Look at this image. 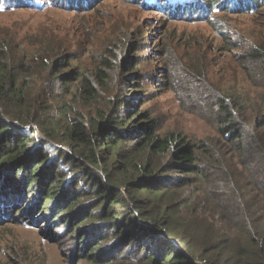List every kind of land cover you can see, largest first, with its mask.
Wrapping results in <instances>:
<instances>
[{
	"label": "trees",
	"instance_id": "1",
	"mask_svg": "<svg viewBox=\"0 0 264 264\" xmlns=\"http://www.w3.org/2000/svg\"><path fill=\"white\" fill-rule=\"evenodd\" d=\"M18 1L0 3L15 8ZM100 1L55 0L52 5L80 12L92 11ZM136 1L141 10L169 20L206 22L215 12L245 15L264 7V0ZM24 6L37 9L27 2ZM213 20L218 23V19ZM6 31H0V180L4 182L0 196L8 193L6 187H14L17 178L24 192L37 197L39 213L48 211L53 220L66 216L80 197L97 196L110 215L100 227L115 235L116 242L128 241L138 250L139 256H123L130 264H264V44L250 41L247 46L240 42L246 45L243 51L250 52L245 66L247 81L260 91L262 111L249 110L254 106L250 99L231 93L218 95L211 99L217 137L193 142L173 132L160 134L149 110L130 99L120 102V106L126 105L123 114H101L88 120L89 126L69 116V110H61L67 103L61 102V97H78L89 104L112 82L121 59L118 47H113L116 40L97 50L101 52L98 59L77 63L76 55L67 52L69 42L50 48L46 45L48 28L34 30L37 36L22 46L14 42V35L6 40ZM84 31L87 34V29ZM190 47L201 51L200 59L205 57V46ZM182 65L186 74L195 76L193 72L200 71L198 64L186 61ZM124 68L133 70L129 65ZM139 76L138 84L147 80L146 75ZM155 78L156 89L170 81ZM151 94L142 97L147 99ZM55 112L60 115L58 119L53 116ZM27 123L35 125L34 130H29ZM50 141L68 148L56 149L55 158L50 159L41 145ZM164 157L166 163L158 165L156 159ZM64 161L76 162L82 172L74 182L76 188L85 181L77 188L78 193L61 188L71 184L61 169ZM43 164L54 166L40 169ZM114 171L119 178H112ZM147 193L156 194V208L145 197ZM170 194L188 200L193 217L205 210L206 220L215 224L218 219L227 225V232L215 235L219 237L216 244L205 237H192L167 216L164 201L177 206L173 216L182 205L173 203ZM4 201L0 198V225L20 206L13 203L9 210ZM117 206L122 211H116ZM21 223L35 225L25 219ZM111 252L112 259L105 256L104 262L95 264L112 263L122 254L116 243Z\"/></svg>",
	"mask_w": 264,
	"mask_h": 264
},
{
	"label": "rangeland",
	"instance_id": "2",
	"mask_svg": "<svg viewBox=\"0 0 264 264\" xmlns=\"http://www.w3.org/2000/svg\"><path fill=\"white\" fill-rule=\"evenodd\" d=\"M7 1L8 4L13 3V0ZM54 1L19 0L13 5L17 6L15 8L0 3V31L7 30L9 34L6 40L9 35H14V42L22 46L35 38L34 35L37 36L34 30L39 27L48 28L50 35L46 39V45L50 48L69 42L67 52L76 55L77 63H82L85 59H98L101 52L97 50L104 48L109 40H116L113 47H118L120 63L114 69L116 72L112 75V82L99 93L96 100L85 104L78 97L59 99L67 102L61 110H69V116L83 120L86 126L88 120L100 117L101 114L109 117L112 114H123L126 105L120 106V102L130 99L143 110H149L159 126L160 134L173 132L187 140L199 142L205 138L217 137L215 104L211 103V99L218 95L231 93L241 99H250L254 106L249 110L262 111L260 91L251 87L247 81L245 66L250 52L243 51V48L250 41L264 44V7L258 8L257 13L245 15L215 12L208 23L184 19L169 20L153 11L141 10L136 0H101L92 11L80 12L56 7L52 5ZM25 2L37 9L25 8ZM213 18L218 19L219 24ZM222 26L225 27L221 29ZM84 29H87V34ZM242 41L246 45L240 43ZM193 45L205 46L206 49L202 50L205 54L203 59H200L201 51L190 47ZM86 46L89 52L85 53ZM186 61L200 66L198 73L193 72L195 76L186 74L187 70L182 65ZM127 65L133 70L127 71L124 68ZM120 74L124 78L119 77ZM139 75H146L147 80L138 84ZM157 76H162L164 81H170L156 89L153 82ZM126 80L130 81L129 85H126ZM145 93L152 94L146 99L142 97ZM143 101L146 103L141 105ZM53 116L58 119L60 115L55 112ZM26 126L29 130L35 128L30 123ZM41 145L50 159L55 158L56 149L68 148L64 144L51 141L46 146ZM156 160L159 161L158 165L164 164L167 157ZM62 165L66 180L71 179L73 185L66 184L63 187V184L61 188L69 193H78L77 188L85 181H80L74 188L75 180L82 173L79 172L77 163L64 161ZM44 166L45 164L40 166V169ZM53 166L46 165L44 168L50 170ZM85 167L90 169L87 164ZM112 178L117 179L119 175L114 171ZM13 182L14 187H6L8 193L0 198L5 199L3 204L9 210L15 205L13 203L20 206L11 211L12 216L7 222L0 225V264L102 263L105 256H111L115 243L122 250V254L114 257L112 263L105 264H130L123 256H139L133 244L129 245L128 241L116 242L115 235L100 227L101 222L110 215H107V208L103 209V203L97 196L91 194L80 197L71 211L64 214L66 216L53 220L48 211L39 213L41 205L35 207L37 197L30 195L29 191L24 192L20 188L22 185L19 179L15 178ZM3 183L0 180L1 186ZM197 194L202 197L200 193ZM155 196L156 194L149 193L145 195L154 208L158 205V198ZM169 197L173 203L181 202L182 205L178 214L173 216L177 206H169L170 201H164L167 216L192 237H205L210 244H216L219 237L215 235L227 232V225L220 223L218 219H215V224L209 223L205 218V210L193 217L188 200L176 195L172 197L171 194ZM45 203L48 204L47 199ZM115 210L120 212L122 207L117 206ZM21 219L34 221L35 225L25 226ZM87 226L91 228L86 230Z\"/></svg>",
	"mask_w": 264,
	"mask_h": 264
}]
</instances>
